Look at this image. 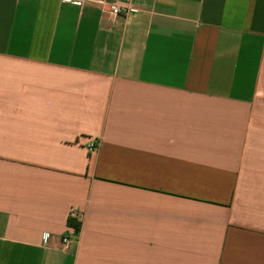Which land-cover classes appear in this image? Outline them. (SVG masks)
<instances>
[{
  "label": "crops",
  "instance_id": "1",
  "mask_svg": "<svg viewBox=\"0 0 264 264\" xmlns=\"http://www.w3.org/2000/svg\"><path fill=\"white\" fill-rule=\"evenodd\" d=\"M80 2L0 0V264H264V0Z\"/></svg>",
  "mask_w": 264,
  "mask_h": 264
},
{
  "label": "built area",
  "instance_id": "2",
  "mask_svg": "<svg viewBox=\"0 0 264 264\" xmlns=\"http://www.w3.org/2000/svg\"><path fill=\"white\" fill-rule=\"evenodd\" d=\"M66 1H70V0H66ZM71 2L73 4H80V0H71ZM134 10L128 7H120L117 5H110L109 6V13L112 17H118L120 15H125L128 13L133 12ZM87 149L89 152H92L96 149V145L93 142L88 143L87 145ZM61 244H62V248L63 250H68L69 249V244H70V239L67 236L62 237L61 239Z\"/></svg>",
  "mask_w": 264,
  "mask_h": 264
},
{
  "label": "trees",
  "instance_id": "3",
  "mask_svg": "<svg viewBox=\"0 0 264 264\" xmlns=\"http://www.w3.org/2000/svg\"><path fill=\"white\" fill-rule=\"evenodd\" d=\"M68 225L73 226L76 230H79V224L72 222L71 219H68Z\"/></svg>",
  "mask_w": 264,
  "mask_h": 264
}]
</instances>
